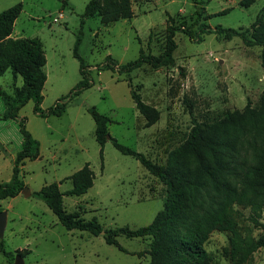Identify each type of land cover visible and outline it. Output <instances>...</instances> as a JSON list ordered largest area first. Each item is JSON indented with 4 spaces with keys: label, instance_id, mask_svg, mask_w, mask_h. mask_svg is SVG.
<instances>
[{
    "label": "rangeland",
    "instance_id": "rangeland-1",
    "mask_svg": "<svg viewBox=\"0 0 264 264\" xmlns=\"http://www.w3.org/2000/svg\"><path fill=\"white\" fill-rule=\"evenodd\" d=\"M18 1L22 9L12 34L39 37L46 55L47 77L40 104L45 114L33 110L32 99L19 110L27 130L39 141V153L36 158H26L21 166L20 177L30 195L20 191L0 199L7 210L0 239L13 253L10 258L0 250V264H13L17 252L25 264L148 263L150 235L119 233L115 236L118 244H113L106 242L104 231L92 234L67 229L34 191L57 181L64 192L65 208L86 219L95 216L104 228L127 225L135 229L151 222L163 207L166 184L110 139L104 143L101 158L88 107L110 116L108 131L118 141L165 163L168 152L190 134L193 119L214 118L227 110L242 109L248 101L251 105L259 102L264 92L261 45H246L239 35L226 37L215 32L204 33L198 41L178 29L173 64L154 68L142 63L129 73L100 64L109 57L120 63L135 59L141 49L158 54L166 41L167 15L190 23L201 6L200 20L211 27L250 29L264 0H130L133 15L110 23L101 22L98 15L83 16L88 0H68L64 6L61 0H0V11ZM78 33V52L92 84L69 97L81 78L79 59L73 54ZM128 75L142 99L159 109L158 119L150 125L135 106ZM13 78L7 69L0 76L1 86L10 91L14 83L22 82L21 76ZM61 97L68 100L65 110L48 113ZM3 110L0 97V181H8L22 134L19 118L4 119ZM86 162L94 170L92 185L80 194L66 193L72 187L69 175ZM250 214L249 206L236 205L211 228L202 243L206 257L197 264H233L231 239L236 233L264 234V208L255 213L257 222ZM241 264H264V247L255 248Z\"/></svg>",
    "mask_w": 264,
    "mask_h": 264
},
{
    "label": "trees",
    "instance_id": "trees-1",
    "mask_svg": "<svg viewBox=\"0 0 264 264\" xmlns=\"http://www.w3.org/2000/svg\"><path fill=\"white\" fill-rule=\"evenodd\" d=\"M67 2L61 0L63 6ZM21 9L22 3L18 1L0 11V76L10 69L13 81L18 76L22 78V82L14 83L10 91L0 84V97L4 103L1 116L4 119L19 118L22 134L11 178L0 181V199L21 191L25 185L20 177L21 166L26 158H36L39 153V141L27 130L25 117L19 116L20 108L32 99L33 110L45 114L40 106L42 88L47 77L42 41L37 36L11 35ZM202 14L203 6L196 8L194 21L190 23L184 18L176 20L174 15L168 14L166 41L158 54L141 49L135 59L120 63L109 57L100 65L129 73L142 63H148L154 68L173 64V51L176 47L174 35L176 30L182 29L198 41L203 39L204 33L215 32L226 37L239 35L246 45L259 44L261 65L264 68V3L250 29L220 24L211 27L208 22L200 20ZM95 15L100 16L101 22L110 23L130 18L133 10L130 0H88L83 16ZM192 23H197L198 27L193 28ZM80 38L78 33L73 54L79 59L81 78L69 92V97L92 84L86 75L84 60L78 52ZM126 79L135 106L146 117V125L154 123L159 117V109L142 99L129 75ZM67 103L68 100L61 97L47 112L60 114ZM88 110L95 121L94 134L100 146L101 158L104 143L110 139L121 152L136 157L150 173L161 179L167 186V195L162 209L148 224L135 229L127 225L104 228L95 216L86 219L76 211H68L63 203L64 192L60 190L57 181L42 185L34 194L45 201L67 229L77 228L92 234H99L103 230L106 242L113 244H118L115 236L119 233L150 235L149 262L134 264H197L207 254L202 244L207 232L233 211L236 205L249 206L250 219L258 221L255 213L258 214L264 208V92L256 105L248 101L242 109L227 110L210 119H193L190 134L168 152L165 163L156 162L143 152L118 141L108 131L110 116L99 112L94 106H89ZM69 177L72 187L66 193L80 194L92 185L94 170L86 162ZM259 246L264 247V234L255 237L236 233L231 239L233 264H241ZM0 250L13 258V253L5 248L3 238L0 239Z\"/></svg>",
    "mask_w": 264,
    "mask_h": 264
},
{
    "label": "water",
    "instance_id": "water-1",
    "mask_svg": "<svg viewBox=\"0 0 264 264\" xmlns=\"http://www.w3.org/2000/svg\"><path fill=\"white\" fill-rule=\"evenodd\" d=\"M109 136V134H107ZM21 192L25 195H30L31 191L27 186H23ZM7 223V210L1 209L0 210V236L3 235L4 229ZM103 232V230L101 231ZM13 264H25L24 257L20 252H17L14 256Z\"/></svg>",
    "mask_w": 264,
    "mask_h": 264
},
{
    "label": "built area",
    "instance_id": "built-area-1",
    "mask_svg": "<svg viewBox=\"0 0 264 264\" xmlns=\"http://www.w3.org/2000/svg\"><path fill=\"white\" fill-rule=\"evenodd\" d=\"M59 15H62V13L60 12ZM58 16H54V19L57 20Z\"/></svg>",
    "mask_w": 264,
    "mask_h": 264
},
{
    "label": "crops",
    "instance_id": "crops-1",
    "mask_svg": "<svg viewBox=\"0 0 264 264\" xmlns=\"http://www.w3.org/2000/svg\"><path fill=\"white\" fill-rule=\"evenodd\" d=\"M11 35L14 36V35L12 34V32H11ZM21 138H22V137H21ZM21 140H22V139H21Z\"/></svg>",
    "mask_w": 264,
    "mask_h": 264
}]
</instances>
